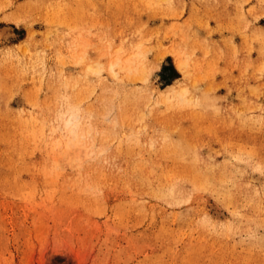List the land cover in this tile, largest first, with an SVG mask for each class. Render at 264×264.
<instances>
[{
  "label": "rangeland",
  "instance_id": "1",
  "mask_svg": "<svg viewBox=\"0 0 264 264\" xmlns=\"http://www.w3.org/2000/svg\"><path fill=\"white\" fill-rule=\"evenodd\" d=\"M5 25L0 264H264V0H0Z\"/></svg>",
  "mask_w": 264,
  "mask_h": 264
},
{
  "label": "bare ground",
  "instance_id": "2",
  "mask_svg": "<svg viewBox=\"0 0 264 264\" xmlns=\"http://www.w3.org/2000/svg\"><path fill=\"white\" fill-rule=\"evenodd\" d=\"M16 36H17V32L12 25H5V26L0 28V41L1 42L8 41L12 38H15ZM182 64L183 63L180 62V65H182ZM90 69H93L95 71H100L101 65H100V63H96L94 66L91 65ZM78 118H79V116H78L76 111H74V110L69 111L64 125L70 133H74L76 131V129L78 127Z\"/></svg>",
  "mask_w": 264,
  "mask_h": 264
}]
</instances>
